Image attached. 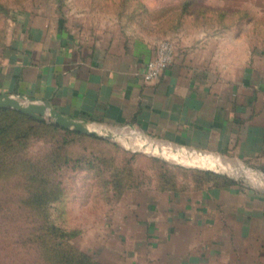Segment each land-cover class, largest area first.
I'll use <instances>...</instances> for the list:
<instances>
[{
    "label": "crops",
    "instance_id": "obj_1",
    "mask_svg": "<svg viewBox=\"0 0 264 264\" xmlns=\"http://www.w3.org/2000/svg\"><path fill=\"white\" fill-rule=\"evenodd\" d=\"M212 1L115 0L116 8L93 14L49 0L17 10L0 58V92L264 170L259 25L246 0ZM166 38L174 44L172 64L145 80L146 61ZM141 193L146 200L132 204L131 219L113 224L127 231L126 241L145 238L140 257L156 264H264V189L218 179L191 192L155 185Z\"/></svg>",
    "mask_w": 264,
    "mask_h": 264
},
{
    "label": "rangeland",
    "instance_id": "obj_2",
    "mask_svg": "<svg viewBox=\"0 0 264 264\" xmlns=\"http://www.w3.org/2000/svg\"><path fill=\"white\" fill-rule=\"evenodd\" d=\"M45 1L0 0V58L12 38L14 13ZM57 1L65 11L105 14L116 8L115 0ZM246 2L264 44V0ZM92 129L97 132L61 125L48 109L39 117L0 106V264H156L140 257L145 238L132 243L126 230L113 229L131 219L137 199L146 200L138 194L143 187L191 192L227 176L264 189V170L240 160L222 158L223 165L210 153L201 159L131 127Z\"/></svg>",
    "mask_w": 264,
    "mask_h": 264
},
{
    "label": "water",
    "instance_id": "obj_3",
    "mask_svg": "<svg viewBox=\"0 0 264 264\" xmlns=\"http://www.w3.org/2000/svg\"><path fill=\"white\" fill-rule=\"evenodd\" d=\"M22 98L23 99L26 98V99H28V101L25 102L24 100H22ZM0 106H14L20 110H23L25 112H29V113L37 115L39 117H43V114L48 109L49 113L56 118V122L60 123L61 125H64V126L74 125L77 129H81L84 131L88 130L90 132H97L95 129H92L93 126H96V125H93L84 119H77V118L71 117L69 115H66L65 113L56 109L48 101L37 100V99L32 98V97H26V95L24 96V95H19V94L0 92ZM106 135L107 136H113V133L110 130H108ZM185 149L190 153H194V152L195 153H204L207 157H211L209 153L202 151V150H198V149L195 150V149H191V148H185ZM189 155H191V154H189ZM216 157L217 158H214L216 160V162H219L223 165H227L226 163L224 164L223 159H222L223 157L218 156V155ZM229 167L231 168V166H229ZM252 169H257V168L254 167Z\"/></svg>",
    "mask_w": 264,
    "mask_h": 264
},
{
    "label": "built area",
    "instance_id": "obj_4",
    "mask_svg": "<svg viewBox=\"0 0 264 264\" xmlns=\"http://www.w3.org/2000/svg\"><path fill=\"white\" fill-rule=\"evenodd\" d=\"M173 59V42L168 38L159 40L155 55L146 61V68L143 71L144 79L153 80L159 78L166 68L172 64Z\"/></svg>",
    "mask_w": 264,
    "mask_h": 264
},
{
    "label": "bare ground",
    "instance_id": "obj_5",
    "mask_svg": "<svg viewBox=\"0 0 264 264\" xmlns=\"http://www.w3.org/2000/svg\"><path fill=\"white\" fill-rule=\"evenodd\" d=\"M164 147L163 148H166V147H173L171 144H169L168 146H165V145H163ZM156 147H157V145H156ZM167 149V148H166ZM201 154V155H200ZM193 156H195V157H198V158H201V159H206L207 158V156L204 154V153H197V154H195V155H193Z\"/></svg>",
    "mask_w": 264,
    "mask_h": 264
},
{
    "label": "trees",
    "instance_id": "obj_6",
    "mask_svg": "<svg viewBox=\"0 0 264 264\" xmlns=\"http://www.w3.org/2000/svg\"><path fill=\"white\" fill-rule=\"evenodd\" d=\"M223 181H225V182H237L236 180H234V179H232L230 177H227V176H226L225 180H223Z\"/></svg>",
    "mask_w": 264,
    "mask_h": 264
}]
</instances>
